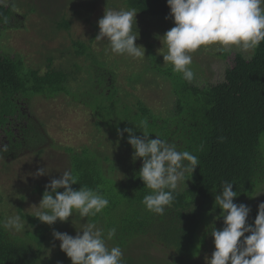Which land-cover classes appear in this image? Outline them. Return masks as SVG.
<instances>
[{
  "label": "trees",
  "instance_id": "1",
  "mask_svg": "<svg viewBox=\"0 0 264 264\" xmlns=\"http://www.w3.org/2000/svg\"><path fill=\"white\" fill-rule=\"evenodd\" d=\"M123 3L142 17L160 18L170 13L166 0H123ZM12 15V9L0 3V34ZM56 26L68 29L70 21L60 18ZM145 54L146 64L129 81L143 80L147 71L166 76L163 77L169 79L173 107L164 112L165 115L155 113L139 100L133 106H130L133 103L130 100L124 99L125 103L117 94V86L109 82L115 77V68L109 65L107 69V63L93 56L90 45L81 40L72 41V55L85 56L90 60V68L84 69L74 63L75 69L66 71L62 66L49 65L43 73L30 69L25 80L19 75L22 61L0 51V127L12 121L10 117L16 114L23 117L20 96L53 97L64 93L80 99L96 117L98 128L103 125L115 140L119 138L121 144L132 150L127 142L128 133L120 137L117 129L130 127L136 135H142L135 125L147 119L150 138L159 134L178 151L196 155L199 165L193 173L185 174L184 187H177L171 206L166 207L163 215H157L147 211L141 203L144 195L150 192L137 176L141 166L125 179L118 180L108 175L109 166L101 165L102 157L97 151L88 147L64 149L70 154V170L78 175V183L72 187L98 189L110 201L109 206L95 217L81 218L74 211L77 219L94 222L105 232L115 227V237L107 241L111 247L119 245L121 249H128L136 238L143 237L171 250V261H149V264H182L185 251L195 241L197 227L206 213L205 206L219 194L222 182L233 183V190L238 194L234 200L252 194L259 183L264 182V173L260 172L264 164V42L252 50L248 59L236 53L233 65L225 70L224 79L213 85L193 84L174 73L172 66H161L149 43ZM81 69L87 73V82H84V89L78 88L82 89L80 92L78 89L73 92L69 83L77 81ZM126 108L128 113L123 120L120 110L122 113ZM27 120V127L21 126L20 136L10 140L9 153L20 150L24 144L45 140L38 130L40 125ZM44 191L45 185L35 184L31 192L41 200ZM18 215L26 222L21 234L0 227V264H71L61 249L51 257L43 258L45 242L59 220L49 226L34 217V213L19 209ZM123 259H126L124 264L137 263L132 255Z\"/></svg>",
  "mask_w": 264,
  "mask_h": 264
},
{
  "label": "rangeland",
  "instance_id": "2",
  "mask_svg": "<svg viewBox=\"0 0 264 264\" xmlns=\"http://www.w3.org/2000/svg\"><path fill=\"white\" fill-rule=\"evenodd\" d=\"M0 3L9 6L13 12L9 24L1 30L0 51L22 61L19 75L24 78L23 80L30 69L43 73L49 65L50 67L62 66L66 71L75 69L74 63L84 69L90 68V60H87L85 56L72 55V41L77 39L90 45L93 56L105 61L107 69L109 65L115 68V77L109 82L117 86L119 90L117 94L123 98L124 102V99L130 100L133 102L130 106H133L139 100L155 113H162V115L173 107V96L169 79L164 78L166 76L147 71L144 73L143 80L129 81V78L135 77L143 69L146 64V54L142 58L116 55L110 51L107 40H95L99 32L97 21L102 18L105 10H129L123 0H0ZM60 18L70 21L68 29L56 26V21ZM136 21L137 26L133 24V33L139 35L135 43L143 46L145 50L148 43L151 44L153 52L160 59L159 64L170 65L164 63L163 55L160 53L167 52V46L161 42V36L174 26L173 19L170 16L165 19V17L151 18L136 14ZM143 47L142 51H144ZM218 47V45L201 47L191 53L193 63L190 67L195 73L191 83L199 86L216 84L224 79L225 70L233 65L236 53L242 54L246 59L252 53V50L245 52L236 47H233L231 51L220 52L217 51ZM84 69L79 71L77 81L69 83V88L73 92L79 87L83 89L85 87L87 73ZM81 90L78 89L79 92ZM126 91L130 93L129 96ZM20 103L23 117L18 118V124L15 125L18 132L21 126L28 122L27 119H30L36 122L37 126L40 125L38 130H41L45 140L24 144L20 150L10 153L8 146V152L0 151L2 221L10 216L18 215L19 209L22 212L35 213L40 199L31 192L33 186L46 185L52 178H59L63 171L70 170V154L64 150L66 147L74 150L88 147L97 151L102 157L101 165L104 168L109 166L108 175L118 180L125 179L141 166L142 159L138 158L135 161L132 159L134 150L121 144L117 136L118 139L115 140L114 135L109 133L103 125L99 128L96 126V117L80 99L60 93L53 97L33 95L30 98H24L20 96ZM126 113H128L127 108L122 109V113L120 110V117L123 120ZM3 136L4 132L0 131V150L5 147ZM104 157L107 159L104 160ZM42 167L48 173L36 177L34 174ZM260 172L264 173V164L261 165ZM181 185L183 181L178 184L180 189ZM246 196L240 200H234V203L250 206L248 223L252 224L258 212V205L264 202V182L259 183L252 194ZM214 200L215 198L206 204L204 210L206 213L203 214L201 223L197 227L195 241L185 251L182 264H206L205 257L211 256L214 243L210 234V225H214L217 229L223 227V219L220 216L222 210L214 205ZM21 221L24 224L21 231L9 230V232L21 234L26 227V222L22 218ZM86 223L89 222L77 219L75 213L68 221H59V224L51 229L50 237L45 242L43 258L51 257L60 249V241L55 240L52 235L53 229L75 236V233L80 231ZM106 243L111 247V244L107 241ZM122 251L123 257L132 255L137 262L135 264L138 262L149 264V261L162 263L171 261L173 258L169 248L163 247L159 242L152 240L150 242L143 237L136 238L128 249H122ZM146 257L148 260L145 259Z\"/></svg>",
  "mask_w": 264,
  "mask_h": 264
},
{
  "label": "clouds",
  "instance_id": "3",
  "mask_svg": "<svg viewBox=\"0 0 264 264\" xmlns=\"http://www.w3.org/2000/svg\"><path fill=\"white\" fill-rule=\"evenodd\" d=\"M166 3L174 26L161 36L162 40L159 37L167 46V52H158L163 55L164 63L170 64L172 71L188 82L195 78L190 67L193 63L191 53L201 47L218 45L220 52L231 51L233 47L247 52L264 42V0H166ZM136 13L135 9L105 10L97 21L99 32L95 40H107L113 54L142 58L145 49L135 43L139 34L133 33V24L137 26ZM135 126L142 135H136L130 127L118 128L117 134L123 137L128 133L127 142L134 149L133 161L142 158L137 176L150 192L144 195L141 203L147 211L163 215L175 199L178 184L186 173H193L199 160L189 151H178L159 134L150 138L147 119ZM0 151H7V146ZM47 173L42 167L34 175L39 177ZM77 183L78 175L71 170L63 171L59 178H52L45 185L34 217L51 226L58 220L68 221L74 211L81 218H88L97 216L109 206V199L98 189L80 186L77 190L72 187ZM237 196L233 183L223 181L214 200V205L222 210L223 227L217 229L210 225L214 250L210 257H205L206 264H264V202L258 205L254 222L249 224L251 208L244 203H234ZM0 227L21 231L24 224L19 215H14L0 221ZM52 235L60 241L59 247L71 264H124L121 247H109L106 243L115 237V227L105 232L104 228L89 222L75 236L55 229Z\"/></svg>",
  "mask_w": 264,
  "mask_h": 264
},
{
  "label": "flooded vegetation",
  "instance_id": "4",
  "mask_svg": "<svg viewBox=\"0 0 264 264\" xmlns=\"http://www.w3.org/2000/svg\"><path fill=\"white\" fill-rule=\"evenodd\" d=\"M20 109H21V112H22V106H20ZM18 115L16 114L15 116L13 117H10V120L12 121H7L3 126L0 127V131H3L4 132V138H5V145L4 146H9L10 144V140H14L16 137H19L20 136V129H19V132L16 128L15 125L18 124V118L17 117ZM24 125L27 127L26 123H24ZM15 135V137L13 136Z\"/></svg>",
  "mask_w": 264,
  "mask_h": 264
}]
</instances>
